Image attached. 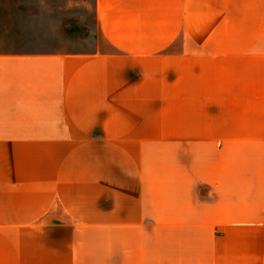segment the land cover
<instances>
[{
    "label": "crops",
    "instance_id": "obj_1",
    "mask_svg": "<svg viewBox=\"0 0 264 264\" xmlns=\"http://www.w3.org/2000/svg\"><path fill=\"white\" fill-rule=\"evenodd\" d=\"M201 45L261 61L245 211L195 192ZM0 264H264V0H0Z\"/></svg>",
    "mask_w": 264,
    "mask_h": 264
},
{
    "label": "rangeland",
    "instance_id": "obj_2",
    "mask_svg": "<svg viewBox=\"0 0 264 264\" xmlns=\"http://www.w3.org/2000/svg\"><path fill=\"white\" fill-rule=\"evenodd\" d=\"M193 51L195 55L201 51V58L178 62V83L192 85L195 95L201 94L202 139L201 146L200 142L194 146L195 192L201 199V213L245 211L247 198L261 182L260 147L246 140V133L252 132L251 118L262 112L261 61L219 60L212 55V45L194 46ZM238 51L244 52L245 47L239 46ZM225 116L233 117L234 124L219 125ZM253 127L260 129V123ZM218 133H227L230 139L217 140ZM194 211H200L196 204Z\"/></svg>",
    "mask_w": 264,
    "mask_h": 264
}]
</instances>
